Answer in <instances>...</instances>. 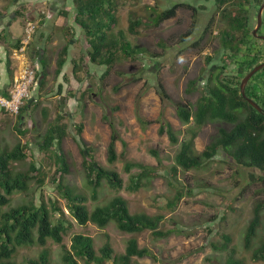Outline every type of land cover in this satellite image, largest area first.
Wrapping results in <instances>:
<instances>
[{"label":"trees","instance_id":"trees-1","mask_svg":"<svg viewBox=\"0 0 264 264\" xmlns=\"http://www.w3.org/2000/svg\"><path fill=\"white\" fill-rule=\"evenodd\" d=\"M131 0H74L76 13L75 24L81 28L86 36V41L90 46L86 55H81L79 59L71 57V41L76 37L75 26L67 25V43L60 49L55 70V78L63 73L64 82L69 85L67 96H78V90L72 87L73 79L83 82L84 77L80 75L82 70L89 73L88 68L84 69L82 64L89 61L93 64L107 65L105 75L111 70V66L121 57L138 58L142 55L157 56L151 53L147 47H134L126 35V31L118 28V11L121 5ZM157 1V0H156ZM199 1V0H198ZM209 0L200 5L196 0L174 1L166 8L160 3L149 6L150 23L159 26L165 20L176 15L181 7L191 9L193 21L187 32L181 35L180 41L186 42L193 35L200 22L208 16L210 7ZM211 1V0H210ZM264 0H212L217 7L204 25L201 35L192 43L194 47L207 39L209 33L213 34L215 22L219 17L218 37L221 41L222 52L221 62L215 67L208 69L205 77L203 92L195 104L189 100L174 101L177 115L184 124H189L194 120V125L187 128V135L180 139V131L176 130L173 124L165 117L164 107L161 109L157 122L160 123L159 133L167 134L172 144L178 145L174 164L170 169L171 178L175 177L178 169L183 170L201 169L210 161L222 154L223 160L238 165L249 170V178L253 182L264 183V113L259 112L241 93V82L243 77L256 65L264 60L261 54L257 39L252 33L254 21L257 19V11ZM25 7L16 9V16H25ZM201 10V11H200ZM8 8L0 11V18H4ZM9 13V12H8ZM204 14V15H202ZM206 14V16H205ZM7 16V15H6ZM143 24L141 17L131 16L128 24V31L134 35L139 34V27ZM22 37H14L9 27L0 30V46L6 50L7 74L11 83L14 77L11 55L15 48L21 45ZM33 44V43H32ZM164 46V43H161ZM166 46V44H165ZM264 51V50H263ZM164 52V51H163ZM162 54V53H160ZM213 57L207 56L210 63ZM2 60L0 59V63ZM71 62L72 72H65L66 66ZM43 68L46 70L47 64L42 60ZM38 73V78H39ZM90 75V74H88ZM39 81V79H38ZM198 79L189 82L192 92L198 89ZM45 81L38 86L40 88L37 95L34 94L22 106L17 115L18 123L16 128L23 123L26 111L30 106H37L41 103L42 88ZM64 84L59 83V94L63 92ZM92 90L89 86L86 91ZM158 93L162 103L171 100L165 85L158 80ZM249 97L257 101L264 108V68L256 73L246 87ZM2 94L9 96V89ZM85 91L79 99H82ZM136 100V114L143 129H146L153 120L146 119L140 110L139 99ZM84 104H82L83 106ZM47 108H44L46 110ZM4 113H8L2 109ZM64 117L59 116L51 121L42 139L38 141V151L42 154L43 161L33 160L26 170H16V163L28 159L33 154L31 141H18L14 146L3 144L0 139V264H19L15 261L17 250L26 245H46L49 241H54L62 246V260L60 263L52 261L48 249H43L41 253L28 260L26 264H81V259L86 264H134V257L152 256L155 254L148 247H141L137 237H131L127 241L125 252L118 254L108 240L99 250L95 246V240L91 235L76 233L72 236L70 247L65 243V235L72 227L65 209L57 199L51 201V206L45 199L41 202L34 200L27 203L11 206V196L16 191L27 192L30 190V182L36 180L40 187H43L49 175L52 183L57 184V191L66 200L70 214L81 225L94 223L99 227H105L111 222H115L118 229L126 233H140L150 230L157 238L168 237L174 230L161 228V223L165 220L163 214L150 215L146 212H131L128 200L122 195H115L105 204H97L90 208L88 200L96 201L99 198V189L106 182L111 189L119 191L123 188L136 192L151 184L152 180L162 175L160 168L163 167V159L157 149L151 152L158 159V165H151L127 158L128 144L121 138L120 132L112 121L111 140L107 150V160L114 164L119 159L124 160L125 171L130 172V182L125 185L123 176L112 168L102 165L94 153L91 145H88L82 136L84 123L76 124L78 137L76 140L81 144L83 153V166L85 169L87 184L91 192L86 193L77 190L66 182L67 174L70 173V164L67 155L61 147L63 139L68 135V126ZM224 122L219 126L217 133L206 145L204 150L196 148L195 139L198 135V128L210 121ZM228 124V126L226 125ZM20 130V129H19ZM27 133V129L20 131ZM123 144L122 152H118L117 142ZM46 162V164H45ZM48 164V167H47ZM138 169L137 172H132ZM259 170V174L253 172ZM173 175V176H172ZM171 184H173L172 180ZM244 191V189H243ZM184 196L180 188L173 199L167 202L168 209H174ZM264 211V200H258L254 207L253 218L251 219L246 235V248L252 247L253 238L257 236V231L262 224ZM222 243L213 242L216 250H228L229 258L226 264H243L242 260L235 257V249L230 247L233 241L229 234H222ZM255 261H264V241L252 253Z\"/></svg>","mask_w":264,"mask_h":264},{"label":"rangeland","instance_id":"rangeland-1","mask_svg":"<svg viewBox=\"0 0 264 264\" xmlns=\"http://www.w3.org/2000/svg\"><path fill=\"white\" fill-rule=\"evenodd\" d=\"M119 1L122 2V0ZM174 1L194 3V0H131L121 5L118 11V28L126 31L132 45L147 47L150 54L159 55H142L138 58L121 56L105 76L107 65H96L86 61L82 66L84 69L88 68L89 73L86 74L85 70L80 72L84 81L78 82L73 79L71 84L74 90H78V96H67L66 98V90L64 105L61 103L54 107L52 101H48L49 95L43 93L45 96L41 99V103L36 107L30 106L26 111L24 121L19 126L20 130L16 128L17 115L11 114L6 109L8 113L0 111V139L2 143L12 147L20 140L31 141L30 144L34 149L28 159L16 163V170L28 169L33 160L43 161L44 158L38 151V141L42 139L51 121L56 120L59 116L64 117L63 122L68 126V135L63 139L61 147L71 166V172L67 174L66 182L86 193H90L91 190L87 184L83 166L81 144L76 140L78 137L76 124L84 123L82 136L87 144L93 147L97 160L107 168L116 169L123 176L125 185L130 182L131 173L125 171L124 160L119 159L114 164L107 160V150L111 140L109 122L115 123L121 138L127 142L128 159L157 166L158 159L151 152V149H157L163 159V167L160 168L162 175L154 178L151 184L132 192L125 188L119 191L113 190L109 184L104 182L99 189V198L96 201L90 198L88 203L92 208L97 204L107 203L117 194L122 195L128 200L133 213L163 214L165 220L161 223V228L174 230L172 234L168 237L157 238L150 230L126 233L120 231L115 222H111L105 227H99L94 223L81 225L70 214L66 200L57 191V184L52 183L51 175L48 176L43 187L33 180L30 182L29 191L14 192L9 205L10 207L18 206L32 200L41 202L45 199L51 206V201L57 199L73 224L65 235V243L69 247L73 234L84 233L94 238L98 250L109 240L115 252L121 254L125 252L128 239L137 237L139 245L150 248L155 257H134V264H226L229 251L216 250L212 245L213 242L222 243L224 241L223 233L232 236L233 241L230 243V247L236 250L235 257L242 260L243 264H264L262 260L252 259L253 251L264 241V211L262 224L258 228L257 236L253 238L252 247L246 248L244 241L247 227L253 218L254 207L258 200H264V183L251 181L249 170L223 160L222 154L217 155L201 169L183 170L179 168L175 177L173 179L170 177V169L174 164L178 145L172 144L167 134L159 133L160 123L156 119L164 107L165 117L176 130L180 131V139H184L187 135V128L194 125V120H191L189 124H184L179 119L173 102L189 100L195 104L203 92L208 69L219 64L222 52H225L218 37L221 24L218 15L213 34L209 33L207 39L198 46L192 45L201 35L200 33L210 16L214 12L216 14L217 7L215 2H211L212 0L207 1L211 8L208 16L204 17L202 23L199 20L198 28L186 42H181L180 37L189 30L193 21V11L189 8H179L174 17L165 20L157 27L151 25L149 6L160 3L161 7L166 8ZM196 1L198 2V4L194 3L196 5L205 2V0ZM15 3L19 6L21 0H0V11L8 6L9 15L6 14L8 18L5 20V26L12 22L11 32L13 36L19 37L24 34L26 17H12L13 10L11 11V9ZM34 6L38 10L37 4ZM131 16H139L143 20L138 35L128 31ZM253 24L255 27L256 20ZM38 31L30 44V53L34 52L32 43ZM80 31L81 42H75L73 51V55L77 59L81 55H86L90 49L81 28ZM82 40L85 47L81 44ZM161 43H164V46ZM5 54L4 47L0 46V59L2 60L0 82L2 74L4 73L5 76L7 74V64L3 61ZM207 56L213 57L210 63L207 62ZM71 65L69 62V73L72 72ZM54 71L50 67V74H53ZM159 79L171 96V100H167L165 103H162L157 90ZM192 79H198V89L188 92L189 82ZM56 84L55 81L54 88L57 87ZM87 86L92 90L86 91ZM68 87L67 84V89ZM84 91L85 95L80 102L79 99ZM58 95L59 93L56 96ZM139 95H141L139 99L141 114L146 119L153 120L146 129L142 128L136 114V100ZM44 101L48 104L45 105ZM82 104L84 105L82 106ZM2 109L4 108L2 107ZM224 124V122L216 120L199 127L195 139L196 148L199 151L204 150L217 133L219 126ZM226 125L228 126V124ZM26 129L25 135L20 132ZM117 149L119 153L123 150L120 140L117 142ZM137 171L138 169L132 170V172ZM253 172L260 173L259 170H253ZM180 188L184 192L183 198L174 209H168V200L173 199ZM43 249L49 250L53 262H61L62 246L52 240L43 246L33 244L20 247L15 254V261L19 264H26L29 259L37 257ZM81 264L86 263L81 259Z\"/></svg>","mask_w":264,"mask_h":264},{"label":"crops","instance_id":"crops-1","mask_svg":"<svg viewBox=\"0 0 264 264\" xmlns=\"http://www.w3.org/2000/svg\"><path fill=\"white\" fill-rule=\"evenodd\" d=\"M19 3V1H17ZM34 4H37L38 10L35 9ZM20 6H24L25 8V17L26 19L31 18L38 22L39 24V31L38 34L33 42V50L32 53L33 58L38 63V73L39 75V83L40 85L42 81H45L46 88H42V98L45 95H49V102L52 101V104L55 106H59V104L62 103L64 105L65 100V92L67 90V84L64 82L63 79V73L60 77H58V80H55V71L53 74H50V67L52 70H56L57 68V60L59 56V51L62 49V47L67 43L66 35L67 33V25L75 26L77 34L76 37H74L71 41L70 46V59L71 57H74V49H75V42H81V31L80 28L75 24L74 16L76 13L75 3L74 0H21L20 5L18 6L16 3L12 7V17L16 16V9H18ZM8 6H6L7 8ZM7 11L6 14L9 15ZM8 15L4 16V18H0V30L4 27H9L11 30L12 22L7 23L8 26H5V20L8 18ZM27 15V16H26ZM14 19V18H13ZM12 31V30H11ZM23 35H20L19 37H22ZM15 37V36H14ZM82 46L85 47V43L82 40ZM4 51V50H3ZM6 51V50H5ZM14 51V49H13ZM12 51V53H13ZM13 55V54H12ZM12 55L10 56L11 59ZM42 60L47 64L46 70L43 68ZM3 61H5V64L7 62V58H5V55L3 57ZM15 61H12V67L14 68V75L16 73V67H15ZM48 69V70H47ZM7 70V66H6ZM68 71V66L65 68V72ZM51 75L52 78H51ZM55 81L57 82L56 86ZM2 83V84H1ZM59 83L64 84V90L61 94L56 96L59 92L58 91V85ZM0 94H2L3 91H6L7 89H10L11 87V80L10 77L4 73L2 74L1 82H0ZM40 88H37V95L39 93ZM43 93H46L45 95ZM59 100V101H57ZM47 101V100H46ZM44 101V104L47 105L48 103ZM44 109V108H43ZM2 110V107L0 106V111Z\"/></svg>","mask_w":264,"mask_h":264},{"label":"built area","instance_id":"built-area-1","mask_svg":"<svg viewBox=\"0 0 264 264\" xmlns=\"http://www.w3.org/2000/svg\"><path fill=\"white\" fill-rule=\"evenodd\" d=\"M38 31V22L28 18L24 25L21 45L15 48L12 58L16 62V73L13 77L9 96L0 94V106L14 115H18L22 106L37 93L38 63L30 53V44Z\"/></svg>","mask_w":264,"mask_h":264},{"label":"water","instance_id":"water-1","mask_svg":"<svg viewBox=\"0 0 264 264\" xmlns=\"http://www.w3.org/2000/svg\"><path fill=\"white\" fill-rule=\"evenodd\" d=\"M263 11H264V2L261 4L258 15H257V25L254 28L253 32L255 35H257L258 30L260 29L262 23H263ZM264 37V36H263ZM264 68V61L256 65L253 69H251L242 79L241 82V93L242 95L253 105L259 112L264 113V108L254 99L249 97L246 93V87L250 81V79L258 73L261 69Z\"/></svg>","mask_w":264,"mask_h":264},{"label":"flooded vegetation","instance_id":"flooded-vegetation-1","mask_svg":"<svg viewBox=\"0 0 264 264\" xmlns=\"http://www.w3.org/2000/svg\"><path fill=\"white\" fill-rule=\"evenodd\" d=\"M261 4H260V6H261ZM258 11H259V9H258ZM258 11H257V15H258ZM263 13H264V11H263ZM256 25H257V19H256ZM256 25H255V27H256ZM254 28L252 29V33L255 36V38L257 39V44L259 45L260 50L262 51L261 52L262 53L261 55L264 56V51H263L264 50V37H263L264 36V15H263V23H262L260 29L258 30L257 35H255L254 32H253Z\"/></svg>","mask_w":264,"mask_h":264}]
</instances>
